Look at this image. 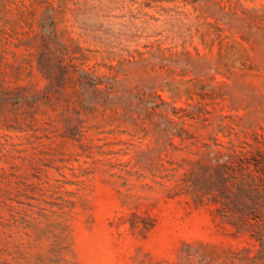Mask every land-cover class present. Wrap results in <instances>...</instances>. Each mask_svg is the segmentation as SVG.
<instances>
[{"label":"rangeland","instance_id":"374dc122","mask_svg":"<svg viewBox=\"0 0 264 264\" xmlns=\"http://www.w3.org/2000/svg\"><path fill=\"white\" fill-rule=\"evenodd\" d=\"M0 264H264V0H0Z\"/></svg>","mask_w":264,"mask_h":264}]
</instances>
